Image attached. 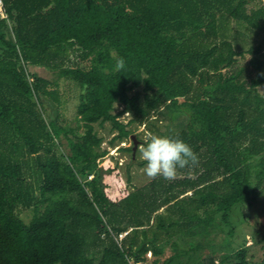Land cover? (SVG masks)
Wrapping results in <instances>:
<instances>
[{
    "label": "trees",
    "instance_id": "1",
    "mask_svg": "<svg viewBox=\"0 0 264 264\" xmlns=\"http://www.w3.org/2000/svg\"><path fill=\"white\" fill-rule=\"evenodd\" d=\"M252 1L3 0L0 264H264L245 234L232 240L237 210L251 222L245 208L264 195V0ZM62 80L76 116L112 124L110 143L155 117L149 128L182 138L198 164L99 207L96 164H76L83 141L70 138L71 156L59 140Z\"/></svg>",
    "mask_w": 264,
    "mask_h": 264
},
{
    "label": "rangeland",
    "instance_id": "2",
    "mask_svg": "<svg viewBox=\"0 0 264 264\" xmlns=\"http://www.w3.org/2000/svg\"><path fill=\"white\" fill-rule=\"evenodd\" d=\"M258 1L259 0L252 1L250 6L256 5ZM257 35H254L256 41L261 38V35ZM262 58L264 59V56H262ZM60 87L62 92L61 98L68 99V102L64 103V106H62L60 110L68 118L69 122L63 127L59 140L61 143L66 144L64 150L71 156L74 155L70 148L71 143H69L72 137L80 138L83 141V148H80V160L76 162V164L79 168L84 167V170L87 169L90 162L96 164L97 172L93 173L92 176L94 183L91 185L88 184L87 186L90 188V193L92 195L98 196V206L102 207L105 204L119 200L137 187L150 181L142 171L145 163L138 160L137 150L133 156V152L124 149V147L133 146V141L128 138L124 141V145H122L123 142L119 141H116L114 144L110 143V139L117 133V131L112 128V124L110 122L103 124L88 123L82 119V115L76 116L77 99L74 96V91L71 90L68 82L64 80L60 82ZM258 90L260 93L264 94V84L260 85ZM122 108V105L116 104V111L114 112H118V110ZM129 119L130 115L127 112H124L123 115L119 117V120L124 123ZM154 120L156 121L155 117L150 119L146 127L136 124L130 126L139 139L138 146L146 134H155V131L149 128L150 125L152 126L154 124ZM166 124L167 122L165 120L159 121L157 127L164 130ZM119 146H121V148L118 149ZM163 209L164 208H162V210ZM245 209L249 214L250 221H252L249 223H247L245 219H241L240 221L242 212L241 210H237L238 229L232 240H235L234 246L237 247L245 234L248 247V258L252 263H259L264 255V195L260 197L253 206H247ZM30 216V212L23 215L26 220ZM126 232L127 231L123 232L124 236L127 234ZM224 237L225 233H219L216 237V243L219 244L220 248L222 247L227 251V249L231 248H229L230 245L228 246ZM216 247L218 250L220 249L218 246ZM210 252V248L204 249L203 255L209 254ZM147 257H153L150 251L147 253ZM193 261L194 260H192L190 264H194ZM215 264H222V262L216 261ZM224 264H232L231 258H228Z\"/></svg>",
    "mask_w": 264,
    "mask_h": 264
},
{
    "label": "clouds",
    "instance_id": "3",
    "mask_svg": "<svg viewBox=\"0 0 264 264\" xmlns=\"http://www.w3.org/2000/svg\"><path fill=\"white\" fill-rule=\"evenodd\" d=\"M122 67L121 60L117 68ZM137 158L145 163L142 171L146 177L149 179L162 177L168 181L176 178L178 170L199 162L198 154L182 138L158 134L144 136L137 148Z\"/></svg>",
    "mask_w": 264,
    "mask_h": 264
},
{
    "label": "built area",
    "instance_id": "4",
    "mask_svg": "<svg viewBox=\"0 0 264 264\" xmlns=\"http://www.w3.org/2000/svg\"><path fill=\"white\" fill-rule=\"evenodd\" d=\"M0 14L2 17H6V12L4 10V2L3 0H0ZM124 145V143H122ZM93 174L89 175V179H92ZM127 233V232H126ZM124 234H120V238H122Z\"/></svg>",
    "mask_w": 264,
    "mask_h": 264
},
{
    "label": "water",
    "instance_id": "5",
    "mask_svg": "<svg viewBox=\"0 0 264 264\" xmlns=\"http://www.w3.org/2000/svg\"><path fill=\"white\" fill-rule=\"evenodd\" d=\"M130 139L133 141L134 145H133V156L135 155V151L137 150V146L139 143V139L136 137L135 134H132Z\"/></svg>",
    "mask_w": 264,
    "mask_h": 264
}]
</instances>
